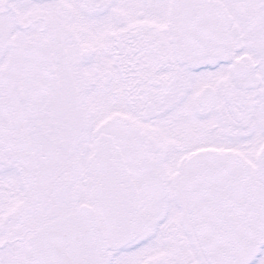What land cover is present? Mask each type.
Listing matches in <instances>:
<instances>
[{
    "label": "snow or ice",
    "instance_id": "snow-or-ice-1",
    "mask_svg": "<svg viewBox=\"0 0 264 264\" xmlns=\"http://www.w3.org/2000/svg\"><path fill=\"white\" fill-rule=\"evenodd\" d=\"M0 264H264V0H0Z\"/></svg>",
    "mask_w": 264,
    "mask_h": 264
}]
</instances>
